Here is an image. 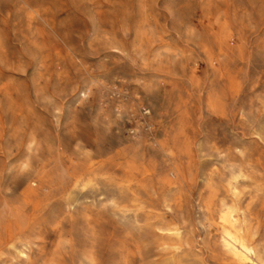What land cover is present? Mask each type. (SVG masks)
<instances>
[{
    "label": "rangeland",
    "instance_id": "rangeland-1",
    "mask_svg": "<svg viewBox=\"0 0 264 264\" xmlns=\"http://www.w3.org/2000/svg\"><path fill=\"white\" fill-rule=\"evenodd\" d=\"M0 264H264V0H0Z\"/></svg>",
    "mask_w": 264,
    "mask_h": 264
}]
</instances>
